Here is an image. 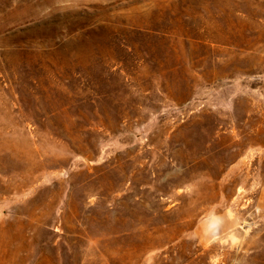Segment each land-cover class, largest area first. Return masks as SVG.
<instances>
[{
    "label": "rangeland",
    "instance_id": "obj_1",
    "mask_svg": "<svg viewBox=\"0 0 264 264\" xmlns=\"http://www.w3.org/2000/svg\"><path fill=\"white\" fill-rule=\"evenodd\" d=\"M0 264H264V0H0Z\"/></svg>",
    "mask_w": 264,
    "mask_h": 264
}]
</instances>
